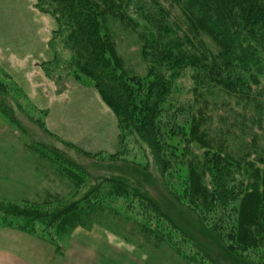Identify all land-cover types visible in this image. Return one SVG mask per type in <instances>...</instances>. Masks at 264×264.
<instances>
[{
  "label": "rangeland",
  "instance_id": "obj_1",
  "mask_svg": "<svg viewBox=\"0 0 264 264\" xmlns=\"http://www.w3.org/2000/svg\"><path fill=\"white\" fill-rule=\"evenodd\" d=\"M31 1L35 10L49 14L55 22L48 40L49 50L54 55L51 60L41 64V69L36 68L42 84L45 82L43 90L46 91V98L33 101L13 78V83L23 96L15 93L16 100L13 95L4 98L13 120L0 114V202H15L20 205L46 200L53 204L57 200L69 202L85 195L101 179L115 176L125 179L145 194H150L204 248H209L210 244L205 238L212 236L201 227L200 219L206 225L220 226V238H229L227 234L231 230L237 200L245 191L235 194L236 200H229L226 205L217 204L215 209L212 207L209 211L205 209L197 212L194 208L178 205L173 193L181 201L191 203L192 199L191 191L187 189L185 165L179 163L181 169H174L161 176L155 168L148 146L138 140L134 133H123L124 142H121L122 130L113 110L103 102L91 80L84 76L77 78L74 71H71L73 68L68 62L69 52L58 41L56 19L49 11H41L35 5L36 0ZM128 2L130 3L122 5L123 13L115 7L116 15L106 11L103 18H100L104 26L102 31L107 34L120 58L119 70L130 79L129 83L134 87L136 95V105L141 106L147 87L155 80L151 58L145 55L151 51V30L138 10L137 0ZM5 3H0V14L4 17L10 14V6L19 10L27 2L6 0ZM138 3L144 4L142 1ZM149 3L148 1L147 4ZM163 4L170 9L173 20L185 30L186 21L178 7L170 0H164ZM200 38L212 49L211 52L216 51L207 36L201 35ZM256 56L262 57L243 64L240 75L233 77L231 90L209 87L203 80H200L202 82L196 88L197 83L193 77L195 71L190 66L183 68L176 77H170V71H166L168 92L159 105L158 123L161 131H173L166 134L168 142L176 146L169 151L173 153L176 149L177 154L178 151H183L186 153L184 161L192 158L196 162L202 160L204 150L211 152L219 149L221 156L227 155L239 164L232 167L231 178H234L236 188L239 185L235 179L244 180V187L254 170L260 171L259 176L264 173V51L258 48ZM0 73H7L1 64ZM38 102L47 108L39 109L36 106ZM36 120H42L56 137L43 132ZM191 122H195L198 130L205 134L209 149L188 139L183 126ZM88 153L94 156L88 157ZM209 157L208 153L206 158ZM177 159L179 157L175 158ZM73 164L81 166L83 172L75 171ZM212 172L209 170L205 173L200 191L212 188ZM219 180L222 181L221 178ZM168 187L172 193L166 191ZM119 191L121 190L103 185L91 195L92 204L106 209L105 214L94 220L91 228H102L125 241L140 245L144 251L151 246H162L161 252H167L170 248L179 256L166 242L155 245L147 239L155 235V215L143 208L132 195L116 196ZM234 192L236 193L235 189ZM245 207L248 210L252 208L250 199L245 202ZM252 228L253 236L264 238V213ZM72 231L68 235L54 237L59 238L57 240L42 235L39 231L38 235H33L12 228L3 224L0 219V241H5L4 238L8 236L25 234L38 239L41 244L45 243L47 250L57 252L69 248L67 241ZM261 242L259 248L239 251L243 259L236 264H263ZM223 248L218 244V250Z\"/></svg>",
  "mask_w": 264,
  "mask_h": 264
},
{
  "label": "trees",
  "instance_id": "obj_2",
  "mask_svg": "<svg viewBox=\"0 0 264 264\" xmlns=\"http://www.w3.org/2000/svg\"><path fill=\"white\" fill-rule=\"evenodd\" d=\"M139 1L144 4H139ZM148 1L137 0L136 3L151 30V51L145 55L151 58L155 80L147 87L141 106L136 105V95L134 87L129 83L130 79L119 70L120 58L113 43L102 31L104 26L100 18H103L106 11L116 15V8L122 12V5L130 3L128 0H36L35 5L41 11H49L56 19L58 41L69 52L68 62L73 68L71 71H74L77 78L84 76L91 80L103 102L113 110L122 130L121 142H124L123 133H134L138 140L148 146L155 168L161 176L174 169H181L179 163L185 165L187 189L191 191L192 199L191 203L181 201L173 193L178 205L194 208L197 212L205 209L209 211L212 207L215 209L217 204L226 205L229 200H236L235 194L245 191L237 200L236 213L227 234L229 238H220V226L206 225L199 217L201 227L212 236L205 238L210 244L209 248H204L150 194H145L125 179L115 176L101 179L85 195L69 202L57 200L53 204L46 200L25 205L0 202L1 222L33 235H38L39 231L42 235L58 240L59 238L54 237L68 235L78 226L90 228L94 220L105 214L106 209L96 207L91 203L90 197L100 187L107 185L122 191L116 193V196L132 195L143 208L152 211L155 215V235L147 239L155 245L166 242L187 264H236L243 259L239 251L259 248L260 241L264 260V238L251 234L254 231L251 227L256 226L258 217L264 213V173L259 176L260 171L254 170L244 187V180L235 179L239 185L236 188L234 178L231 177L233 165H239L237 161L227 155L221 156L219 149L211 152L204 150L202 160L195 162L190 158L184 161L185 152L178 151L177 154L176 149L173 153L169 151L170 148H176L168 142L166 135L173 131L162 132L158 123L159 105L168 92L166 71H170V77H176L183 68L190 66L195 71L193 77L197 83L196 88L202 82L200 80H203L209 87L231 90L233 77L240 75L243 64L262 57L256 56V51L258 48L264 51V0H170L185 18V30L173 20L170 9L163 4L164 0ZM197 35L199 36L196 37ZM201 35L211 40L216 48L215 52L210 51L211 48L200 38ZM262 59L264 60V56ZM15 93L18 96L21 94L12 78L7 73H0V114L10 120L13 117L8 112L4 98L10 95L15 98ZM36 121L43 132L56 137L42 120ZM183 128L189 140L209 149L205 134L198 130L195 122L188 123ZM208 153L210 157L206 158ZM92 155L88 153L87 156ZM178 157L179 160H175ZM73 165L75 171L83 172L81 166ZM209 170L213 171L210 174L212 188L200 191L201 181ZM257 181L262 183L258 184ZM166 191L172 193L169 187ZM248 199L252 201L250 210L245 207ZM218 244L224 247L221 251L218 250ZM218 253L221 255H217Z\"/></svg>",
  "mask_w": 264,
  "mask_h": 264
},
{
  "label": "crops",
  "instance_id": "obj_3",
  "mask_svg": "<svg viewBox=\"0 0 264 264\" xmlns=\"http://www.w3.org/2000/svg\"><path fill=\"white\" fill-rule=\"evenodd\" d=\"M26 2L19 10L10 6L6 17L0 14V64L34 101L47 97L36 68L41 69L54 55L48 40L55 22L49 14L35 10L31 0ZM38 103L39 109L47 108ZM4 239L0 241V264H187L170 248L161 252L162 246H151L144 251L98 227L75 228L67 241L69 248L59 252L47 250L45 243L25 234Z\"/></svg>",
  "mask_w": 264,
  "mask_h": 264
}]
</instances>
